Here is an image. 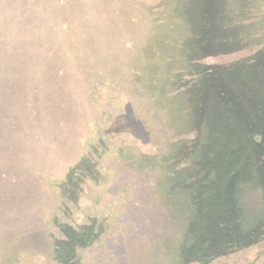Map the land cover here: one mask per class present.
Here are the masks:
<instances>
[{
    "label": "trees",
    "instance_id": "trees-1",
    "mask_svg": "<svg viewBox=\"0 0 264 264\" xmlns=\"http://www.w3.org/2000/svg\"><path fill=\"white\" fill-rule=\"evenodd\" d=\"M100 1L0 0V264H235L264 240V0L187 19L166 0L150 64L116 51L127 18ZM230 42L255 48L204 61Z\"/></svg>",
    "mask_w": 264,
    "mask_h": 264
},
{
    "label": "rangeland",
    "instance_id": "rangeland-1",
    "mask_svg": "<svg viewBox=\"0 0 264 264\" xmlns=\"http://www.w3.org/2000/svg\"><path fill=\"white\" fill-rule=\"evenodd\" d=\"M172 1L174 3L177 2L178 5L180 4L179 6H181L182 2H184L182 5L186 6L187 8L189 7L188 12L186 11L187 13L183 14L186 19L192 15L195 16L196 13L198 12L199 7L204 8L206 6V3L200 2V0H172ZM211 2H214V1L209 0L208 4H210ZM99 3L102 4V6L99 9L101 12L100 18H103L104 12H105L104 5L100 0H99ZM115 4H116V7L118 8V12L116 11V13L120 12L121 13L120 15H124L127 18V20L126 19L121 20V18L119 17L118 21H116L117 22L116 24L117 36L115 37L116 38L115 40L116 51L123 56H124V53H126L127 59L130 61H134V62L136 61L140 62L141 60L146 61V57H147L148 58L147 62L149 64L152 63L150 62V56L148 54V49H151V47L149 46L150 44L149 39L153 37L152 27L153 25L158 23L156 22L158 18L159 19L162 18L160 15L161 14L160 11L164 13H168L167 11H165V9L170 5V3H168L166 0H162V1L161 0H115ZM262 4H263V1L259 3L260 6ZM220 5L221 4L219 3L218 8ZM210 6H211V9L213 10L214 8H216V3ZM222 7L223 6L221 5L220 8ZM232 8L237 9L236 5H234ZM155 12L157 13V15ZM240 13L242 14V11H240ZM244 13H246L247 15L241 16L240 14V16L236 18L237 24L247 22L249 21V18H251L252 16L254 17L255 15V14L254 15L250 14L251 13L250 11H244ZM83 15L86 16V19H87L88 18L87 16L90 15V12L87 10H84ZM212 21L214 22L213 25L217 26L218 20H212ZM222 21L223 19L221 20V22ZM187 28L188 29L186 30V36L184 37V39L191 42L192 40L191 36L193 33V28H194L193 24H188ZM214 30H216V28H214ZM234 31L239 32L238 27L235 25H234ZM179 34L180 33L178 31L176 34V36L178 35V38H177L178 45H179V38H180ZM263 36H264V28L263 30L259 32L257 37L259 38ZM262 42L264 43V40H262ZM232 45L233 44H231V42L223 45L221 48L218 49V52L216 53V55L210 56V58H207L204 61L208 63H216V64L217 63L226 64V63L240 62L241 61L240 59L243 56H247L251 54V53L249 54L247 53L252 52V50H254L255 48V47H251L248 49L240 48V49L235 50V49H232L233 48ZM91 46L93 47V45ZM96 46H100V44L98 43ZM224 46H226V49L228 50L227 53H225L226 49L224 48ZM144 48H147L145 49L147 50V53L142 55L140 50ZM219 50H220V53H219ZM166 55H165V58H166ZM172 56H174V54ZM189 60H192V59H189ZM90 65H92V63ZM213 84H215V82H213ZM202 85L210 86L212 85V82H210L206 77L204 81L202 82ZM51 87L52 88L59 87L62 89L59 82H55V84L52 83ZM45 93H47L48 99L51 101V104L50 105L47 104L44 101V97H43L44 102H41L39 104V107L44 108L45 106L49 105V107L57 110L56 113L58 112L61 113L62 109L59 107V102L60 103L64 102L63 95H57V93H54L53 91H51V89H48ZM40 96L41 95L39 93H34V101L36 102V106L39 103ZM81 97H82V92H81ZM143 137H145V134L143 135ZM136 141L138 142V147L139 148L142 147V149L145 150V152L147 153H157L158 152L161 156L163 155L165 156L171 147V145H168L170 143V140L168 139L158 140L154 136L153 137L150 136L149 140H145L146 141L145 144L143 141H140L139 139H137ZM165 169L167 168L165 167ZM263 242L264 240L261 241L260 246H258L256 242H253L254 244L252 246L239 251V253L236 254L237 256L235 257L227 256L225 259H235L234 260L235 264H244V263L245 264H264V243ZM257 247L260 249V252L255 254L254 251H256L255 248ZM251 254L252 255L254 254L252 256L254 258L251 262H249ZM218 259H223V258H218ZM222 261L223 260H217L215 263L222 262Z\"/></svg>",
    "mask_w": 264,
    "mask_h": 264
}]
</instances>
